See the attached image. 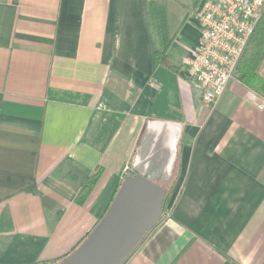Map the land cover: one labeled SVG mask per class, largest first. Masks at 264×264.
<instances>
[{
  "label": "crops",
  "instance_id": "0c3cea01",
  "mask_svg": "<svg viewBox=\"0 0 264 264\" xmlns=\"http://www.w3.org/2000/svg\"><path fill=\"white\" fill-rule=\"evenodd\" d=\"M146 1L0 0L1 264L78 246L148 121L181 126L170 179L158 182L172 190L125 264H264V96L235 76L204 103L185 62L200 43L195 15L157 47Z\"/></svg>",
  "mask_w": 264,
  "mask_h": 264
},
{
  "label": "water",
  "instance_id": "95a60500",
  "mask_svg": "<svg viewBox=\"0 0 264 264\" xmlns=\"http://www.w3.org/2000/svg\"><path fill=\"white\" fill-rule=\"evenodd\" d=\"M180 125L148 121L133 162L98 222L69 254L50 264H121L161 217ZM156 174H161L157 176Z\"/></svg>",
  "mask_w": 264,
  "mask_h": 264
},
{
  "label": "built area",
  "instance_id": "2783aa9c",
  "mask_svg": "<svg viewBox=\"0 0 264 264\" xmlns=\"http://www.w3.org/2000/svg\"><path fill=\"white\" fill-rule=\"evenodd\" d=\"M264 14V0H203L194 13L200 43L185 60L202 100L215 103L234 78L238 61ZM263 108L264 103L256 104Z\"/></svg>",
  "mask_w": 264,
  "mask_h": 264
},
{
  "label": "trees",
  "instance_id": "16d2710c",
  "mask_svg": "<svg viewBox=\"0 0 264 264\" xmlns=\"http://www.w3.org/2000/svg\"><path fill=\"white\" fill-rule=\"evenodd\" d=\"M163 56L162 51L154 50L153 59L154 62H158ZM264 68V14L262 15L260 21L258 22L251 38L249 39L236 67V77L244 85L251 89H254L259 94L264 96V75L260 70ZM102 173V167H98L83 183L79 192L75 197V202L77 204H83L90 194L92 188L95 186L96 182L100 178ZM122 180L119 181L118 187L120 186ZM171 185L172 182L165 184L166 196L163 201L162 210L165 207L169 196L171 195ZM117 187V189H118ZM115 194V193H114ZM114 196V195H113ZM159 222V221H158ZM157 222V223H158ZM153 225L142 237L137 246L132 250V252L122 261L121 264L129 259L132 253L141 245L148 234L157 225ZM66 256V255H65ZM65 256L58 257L56 259L50 260L48 262L35 261L29 264H50L57 263ZM1 264V263H0Z\"/></svg>",
  "mask_w": 264,
  "mask_h": 264
},
{
  "label": "rangeland",
  "instance_id": "374dc122",
  "mask_svg": "<svg viewBox=\"0 0 264 264\" xmlns=\"http://www.w3.org/2000/svg\"><path fill=\"white\" fill-rule=\"evenodd\" d=\"M202 1L147 0L146 10L149 16L150 32L155 45L157 47L166 46L171 34L182 19L186 15L193 17L194 12L200 8Z\"/></svg>",
  "mask_w": 264,
  "mask_h": 264
}]
</instances>
